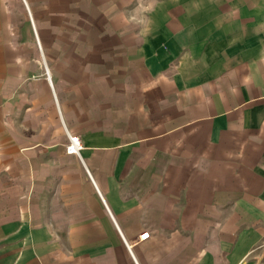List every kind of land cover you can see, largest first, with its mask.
<instances>
[{
	"label": "crops",
	"instance_id": "crops-1",
	"mask_svg": "<svg viewBox=\"0 0 264 264\" xmlns=\"http://www.w3.org/2000/svg\"><path fill=\"white\" fill-rule=\"evenodd\" d=\"M0 264H264V0H0Z\"/></svg>",
	"mask_w": 264,
	"mask_h": 264
},
{
	"label": "built area",
	"instance_id": "built-area-1",
	"mask_svg": "<svg viewBox=\"0 0 264 264\" xmlns=\"http://www.w3.org/2000/svg\"><path fill=\"white\" fill-rule=\"evenodd\" d=\"M82 149V144L80 139L77 136H68V142L65 147V152L68 155H79L80 150ZM148 237V233H143L140 235V240Z\"/></svg>",
	"mask_w": 264,
	"mask_h": 264
},
{
	"label": "rangeland",
	"instance_id": "rangeland-1",
	"mask_svg": "<svg viewBox=\"0 0 264 264\" xmlns=\"http://www.w3.org/2000/svg\"><path fill=\"white\" fill-rule=\"evenodd\" d=\"M30 26H31V22H30ZM32 31H33V28H32ZM33 33H34V31H33ZM34 35H35V33H34ZM43 66H44V64H43ZM44 74H45V76H46V74H47V70H46L45 66H44ZM46 77H47V76H46Z\"/></svg>",
	"mask_w": 264,
	"mask_h": 264
}]
</instances>
